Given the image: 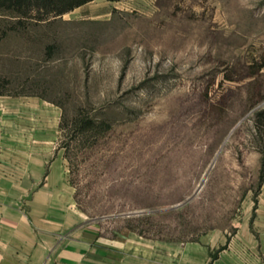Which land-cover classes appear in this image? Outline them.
Segmentation results:
<instances>
[{"label":"rangeland","instance_id":"1","mask_svg":"<svg viewBox=\"0 0 264 264\" xmlns=\"http://www.w3.org/2000/svg\"><path fill=\"white\" fill-rule=\"evenodd\" d=\"M17 21L0 10V96L57 106L52 177L84 223L130 225L162 258L200 245L264 264V0H91ZM26 178L0 174V202H25Z\"/></svg>","mask_w":264,"mask_h":264},{"label":"crops","instance_id":"2","mask_svg":"<svg viewBox=\"0 0 264 264\" xmlns=\"http://www.w3.org/2000/svg\"><path fill=\"white\" fill-rule=\"evenodd\" d=\"M2 123L13 129L0 135V174L28 176L25 202H0L4 264H228L212 261V249L200 245L174 249L162 258L159 248L145 246L128 225L110 234L99 222L84 223L53 181L65 170L56 148L54 103L0 96V129ZM42 176H47L43 184Z\"/></svg>","mask_w":264,"mask_h":264},{"label":"trees","instance_id":"3","mask_svg":"<svg viewBox=\"0 0 264 264\" xmlns=\"http://www.w3.org/2000/svg\"><path fill=\"white\" fill-rule=\"evenodd\" d=\"M89 1L91 0H0V10L15 17L18 23H22L26 17L45 19L51 15L63 14ZM256 124L264 140V108L257 111Z\"/></svg>","mask_w":264,"mask_h":264},{"label":"water","instance_id":"4","mask_svg":"<svg viewBox=\"0 0 264 264\" xmlns=\"http://www.w3.org/2000/svg\"><path fill=\"white\" fill-rule=\"evenodd\" d=\"M191 198H192V196H191L190 198H188L187 200H185V201L179 202V203H177V204H175V205H173V206H171V207L164 208V210H166V209H171V208H175V207H179V206H181V205L187 203Z\"/></svg>","mask_w":264,"mask_h":264}]
</instances>
